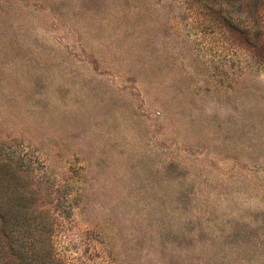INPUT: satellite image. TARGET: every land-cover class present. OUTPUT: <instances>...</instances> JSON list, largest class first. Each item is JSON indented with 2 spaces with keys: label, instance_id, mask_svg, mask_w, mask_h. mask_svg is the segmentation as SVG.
<instances>
[{
  "label": "rangeland",
  "instance_id": "1",
  "mask_svg": "<svg viewBox=\"0 0 264 264\" xmlns=\"http://www.w3.org/2000/svg\"><path fill=\"white\" fill-rule=\"evenodd\" d=\"M0 156L65 264H264V0H0Z\"/></svg>",
  "mask_w": 264,
  "mask_h": 264
},
{
  "label": "trees",
  "instance_id": "2",
  "mask_svg": "<svg viewBox=\"0 0 264 264\" xmlns=\"http://www.w3.org/2000/svg\"><path fill=\"white\" fill-rule=\"evenodd\" d=\"M41 200L39 189L37 191L25 166L15 165L11 157L0 156L1 235L12 243L10 256L20 264H65L56 254L51 238L54 221L48 209L39 205ZM31 217L37 219L31 222ZM32 225H35L33 240L26 247L27 243L19 239L20 232L29 234ZM26 237L29 239L30 236ZM7 264L11 263L7 261Z\"/></svg>",
  "mask_w": 264,
  "mask_h": 264
}]
</instances>
